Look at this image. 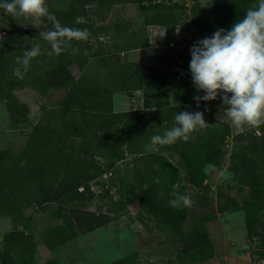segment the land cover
I'll return each instance as SVG.
<instances>
[{
	"label": "trees",
	"instance_id": "obj_1",
	"mask_svg": "<svg viewBox=\"0 0 264 264\" xmlns=\"http://www.w3.org/2000/svg\"><path fill=\"white\" fill-rule=\"evenodd\" d=\"M50 1L54 6L48 9L62 25L87 29L90 36L87 41L73 40L71 47L59 55L49 57L45 53L32 59L23 79H19L13 74L18 67L16 58L35 44L39 43L42 50L50 46L40 38V32L28 36L27 30L14 26L0 35V105L12 126L28 121V108L15 98V91L28 89L41 99L58 94L51 103L39 107V116L17 154L0 150V219H7L10 225L0 238V262L33 264L36 243L52 250L108 224L113 216L86 209L94 197L89 183L109 170L116 175L114 165L126 157L134 158L129 171L143 203L137 212L138 221H151L172 243L181 234L188 210L169 206L170 193L186 192L184 185L174 186L173 179L179 172L190 188L204 189L203 168L220 167L228 127L221 123L194 138L147 151L145 145L153 135H162L173 127L177 113L187 112L183 104L170 102V94L175 84L193 83L192 76L172 70V49H164L160 66L129 60L126 53L149 46L148 27L162 30V47L168 43L177 45L185 36L195 35L202 40L218 29L230 30L258 0H222L212 9L193 4L185 9L184 4H163L160 0ZM119 5L139 7L138 27L111 16ZM0 14L7 15L3 10ZM41 20L45 30L52 28L46 18ZM194 44L191 42V47ZM73 48L79 52L73 53ZM136 91L140 109L113 110L114 94ZM215 109L212 106L208 111L210 123ZM232 142L242 145L232 147L229 153L228 183L246 190L240 204L245 238L256 247L254 253L264 257V124L235 134ZM170 157L175 158L176 166ZM116 182L117 195L123 200L121 180L117 178ZM50 204L56 207L49 208ZM31 207L48 209L52 217L61 220L60 225L41 231L38 242L29 231L33 219L25 212ZM236 207L225 198L216 213L234 211ZM213 218V214H206L201 220L206 223ZM213 254L207 242L187 257L200 262L211 259ZM131 257L110 264H133ZM47 264L56 262L49 259Z\"/></svg>",
	"mask_w": 264,
	"mask_h": 264
},
{
	"label": "rangeland",
	"instance_id": "obj_2",
	"mask_svg": "<svg viewBox=\"0 0 264 264\" xmlns=\"http://www.w3.org/2000/svg\"><path fill=\"white\" fill-rule=\"evenodd\" d=\"M167 4L176 2L184 4L187 9L191 4L203 8L216 7L222 0H160ZM46 6L51 8L54 3L45 0ZM112 17L123 19L136 28L141 23V13L137 5H119L113 8ZM20 28L27 30L28 36L34 32L45 30L41 19L34 20L23 16L13 17L11 14H0V35L6 30ZM149 46L144 49L126 53V58L151 66H160V59L164 56V48L161 46L162 32L159 28L148 27L145 29ZM189 41L196 44L201 40L198 36H189ZM74 74L75 71H72ZM15 98L26 104L28 108V121L20 126H12L8 114L0 105V150L8 149L9 153L17 154L22 148L27 132L35 124L39 116V107L46 106L58 96L53 94L50 99H41L28 89L15 91ZM205 93L198 92L194 84L178 83L173 85L170 102L183 104L187 112H202L206 127L197 129L189 137L205 129L217 127L221 123L227 124L228 136L225 138L222 149L225 155L219 168L206 165L203 168L205 179L202 182L204 189L190 188L183 175L177 172L173 179L174 186L184 185L187 195L192 204L188 207L187 218L180 227L181 234L172 243L166 240L165 233L158 231L151 221L140 222L137 212L143 203L133 181L130 168L134 158L126 157L124 161L116 163L113 167L116 171L114 178L99 177L91 181L89 186L94 194L87 210L95 213H106L112 220L105 226L95 229L83 235H77L73 240L52 250L45 249L38 242L41 231L50 226H58L59 218L52 217L48 209L27 208L26 214L33 219V226L29 230L32 238L37 241L33 264H47L52 259L56 264H110L125 257L132 256L133 264H264V257H259L254 252L257 250L254 244L247 242L245 238L243 211L240 204L246 194L241 186H230L225 180L216 174V170L228 172V156L232 147L242 144H233L232 136L241 132L230 121L223 118L224 108L221 98L218 96L214 101H200L197 106L195 96H203ZM139 92L118 94L113 97V109L126 111L139 108ZM214 106L216 109L211 114L212 123L208 120V111ZM249 128L245 127L242 131ZM176 166L175 158L170 157ZM208 168L206 172L205 169ZM117 178L121 180L120 193L124 199L120 200L117 195ZM107 191V195L105 192ZM225 198H229L237 207L234 211L216 213V209ZM54 209L55 204L48 205ZM123 206V209H120ZM115 214V215H114ZM213 214L214 218L209 222H202L201 217ZM10 228L7 219H0V238ZM209 243L213 248V257L209 260L192 262L187 256L199 246ZM0 264H2L0 262Z\"/></svg>",
	"mask_w": 264,
	"mask_h": 264
},
{
	"label": "clouds",
	"instance_id": "obj_3",
	"mask_svg": "<svg viewBox=\"0 0 264 264\" xmlns=\"http://www.w3.org/2000/svg\"><path fill=\"white\" fill-rule=\"evenodd\" d=\"M0 10L13 17L46 18L52 24L50 30L40 32V38L49 48L42 50L38 43L16 58L18 67L13 69V74L19 79H23L32 59L45 53L49 57L59 55L71 47L73 40L87 41L90 36L87 29L62 25L49 11L45 0H0ZM72 51L77 53L79 49ZM190 52L194 87L205 93L194 97L197 106L201 100L214 101L219 96L225 109L223 118L237 130L264 124V0L249 7L230 30L218 29L211 37L197 41ZM206 125L202 112H179L174 116L173 127L162 135H153L145 149L155 151L158 146L173 145L181 139L186 141L192 132ZM216 174L225 180L231 179V174L223 170H216ZM170 195L172 199L168 203L172 208L192 204L187 195L175 191Z\"/></svg>",
	"mask_w": 264,
	"mask_h": 264
},
{
	"label": "built area",
	"instance_id": "obj_4",
	"mask_svg": "<svg viewBox=\"0 0 264 264\" xmlns=\"http://www.w3.org/2000/svg\"><path fill=\"white\" fill-rule=\"evenodd\" d=\"M175 36H177V27H175ZM189 36H185L183 40L175 45L174 43H168L166 46H164V49H172L173 51V59L175 62V65L173 66V71L176 72L178 75H190V61H191V42L189 41ZM106 177V178H114L115 174L112 173L111 170L104 172L99 177ZM98 177V178H99ZM90 184V183H89ZM89 189L91 190V187L89 186ZM78 191H81L82 188H78ZM92 191V190H91Z\"/></svg>",
	"mask_w": 264,
	"mask_h": 264
},
{
	"label": "crops",
	"instance_id": "obj_5",
	"mask_svg": "<svg viewBox=\"0 0 264 264\" xmlns=\"http://www.w3.org/2000/svg\"><path fill=\"white\" fill-rule=\"evenodd\" d=\"M154 28H157V27H154ZM161 32H162V30H161ZM162 34H163V32H162ZM162 37H163V35H162ZM137 92V91H136ZM135 92V93H136ZM115 95H118V94H114L113 95V97L115 96ZM113 97H112V107H113ZM137 99H138V106H139V108H137V109H140V107H141V100L137 97ZM114 110V109H113ZM115 111V110H114Z\"/></svg>",
	"mask_w": 264,
	"mask_h": 264
}]
</instances>
